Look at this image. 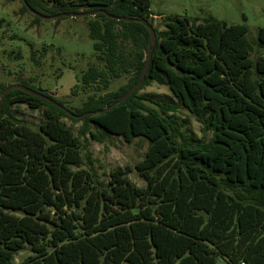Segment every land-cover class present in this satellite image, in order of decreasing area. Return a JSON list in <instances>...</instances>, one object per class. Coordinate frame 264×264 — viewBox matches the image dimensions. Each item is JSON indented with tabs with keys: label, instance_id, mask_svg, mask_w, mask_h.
<instances>
[{
	"label": "trees",
	"instance_id": "obj_1",
	"mask_svg": "<svg viewBox=\"0 0 264 264\" xmlns=\"http://www.w3.org/2000/svg\"><path fill=\"white\" fill-rule=\"evenodd\" d=\"M26 2L45 16L104 10L140 22L102 14L90 20L99 65L76 75L83 87L108 89L129 76L126 85L75 109L51 96L76 116L116 104L109 111L78 119L26 92L7 95L0 111V264H264V57L251 59L246 25L168 17L159 31L150 0ZM21 11L30 13L24 4ZM148 26L156 43L146 79L117 103L140 80ZM257 45L264 48V29ZM153 82L176 103L139 94ZM7 87L0 83V96ZM22 105L41 112L37 129L15 116ZM179 108L212 132L209 142L181 130ZM64 119L80 124L77 131ZM112 137L148 141L134 167L145 187L129 180L128 168L103 184L90 155L84 160L89 140ZM26 248L31 256L15 263Z\"/></svg>",
	"mask_w": 264,
	"mask_h": 264
},
{
	"label": "rangeland",
	"instance_id": "obj_2",
	"mask_svg": "<svg viewBox=\"0 0 264 264\" xmlns=\"http://www.w3.org/2000/svg\"><path fill=\"white\" fill-rule=\"evenodd\" d=\"M22 6L21 0H0V83L6 86L28 85L75 109L80 108L89 96L117 91L129 82L130 77L123 76L114 80L108 89L100 84L83 87L76 82V75L98 64L88 28L89 21L95 17H65L58 21L41 20L34 23V16L23 13ZM149 10L153 17L151 22L159 31L165 30L163 25L168 17H188L197 23L214 18L228 26L244 24L248 40L254 48L251 59L255 62L258 57H264V48L257 45L258 32L264 29V0H150ZM33 54L39 65L32 59ZM139 94L152 97L161 104L176 103L166 86L154 82ZM145 103L158 109L155 104ZM13 112L35 129L44 121L40 111H30L24 105L14 107ZM175 116L186 135L204 142L211 140L212 132L187 111L179 108ZM64 122L74 131L80 126L68 119H64ZM86 145L84 160L87 161L86 155L89 154L97 179L103 184L108 182V175L112 171L128 168L132 170L128 175L129 180L138 187L146 186L134 170L149 147L146 139L136 138L127 144L121 138L112 137L102 144L89 140ZM29 256L31 252L26 248L16 256L15 263H21ZM216 264L229 263L218 258Z\"/></svg>",
	"mask_w": 264,
	"mask_h": 264
},
{
	"label": "water",
	"instance_id": "obj_3",
	"mask_svg": "<svg viewBox=\"0 0 264 264\" xmlns=\"http://www.w3.org/2000/svg\"><path fill=\"white\" fill-rule=\"evenodd\" d=\"M22 3L25 5V7L27 8V10L34 16L38 17L39 19L41 20H59V19H62V18H65V17H71V18H78V17H96L97 15H105L107 16L108 18L110 19H114V20H118V21H125V22H140L139 20H136V19H128V18H124V17H115L113 15H110L108 13H106V11L104 10H95V11H89V12H80V13H72L70 15L64 13V14H59V15H54V16H45V15H42L36 11H34L33 9H31L29 7V5L27 4L26 0H21ZM148 30H149V33H150V38H151V41H150V44H149V49H148V54H147V59H146V63H145V67L141 73V77H140V80L134 84L131 89L119 100V102L117 103H123L124 101H126L128 99V97L134 93L145 81L146 79V76H147V73L150 69V66H151V61H152V54H153V45L156 43V33L154 31V29L150 26H148ZM14 90H20V91H23V92H26L27 94L33 96V97H36V98H39L43 101H46L48 103H50L51 105L57 107L58 109L68 113V114H71L72 116L78 118V119H84L88 116H91L93 114H99V113H104V112H107L109 111L112 107H114L116 104L112 105L111 107H108V108H105L104 110L102 111H98V112H95V113H87V114H84V115H79V116H76V115H73L66 107L60 105L58 102H56L55 100H53L51 98V96H46L44 95L41 91H36V90H32L30 88H27L26 86H23V85H14V86H8L2 93H1V96H0V111L2 110L3 108V105L6 101V97L7 95L14 91Z\"/></svg>",
	"mask_w": 264,
	"mask_h": 264
}]
</instances>
